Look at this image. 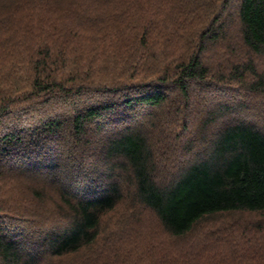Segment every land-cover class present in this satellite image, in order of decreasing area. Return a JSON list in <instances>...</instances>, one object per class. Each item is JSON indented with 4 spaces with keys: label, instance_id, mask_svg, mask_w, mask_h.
I'll return each instance as SVG.
<instances>
[{
    "label": "trees",
    "instance_id": "obj_1",
    "mask_svg": "<svg viewBox=\"0 0 264 264\" xmlns=\"http://www.w3.org/2000/svg\"><path fill=\"white\" fill-rule=\"evenodd\" d=\"M256 58L264 0H0V264H264Z\"/></svg>",
    "mask_w": 264,
    "mask_h": 264
},
{
    "label": "rangeland",
    "instance_id": "obj_2",
    "mask_svg": "<svg viewBox=\"0 0 264 264\" xmlns=\"http://www.w3.org/2000/svg\"><path fill=\"white\" fill-rule=\"evenodd\" d=\"M198 1H201V0H198ZM169 3H170V5H172L171 1H169ZM204 10H206L205 7H203L201 9V11H204ZM56 11H59V9H57ZM96 34L97 33H95V32H90L89 33V36H88L89 38L86 41L87 44H86V47H85V52H87L89 54H88V57L85 56V59L86 60H90L89 62L96 61L99 64V61H97L96 56L98 57L99 60H100V57L98 56V54L92 53L93 48H96V47L98 48L99 47L98 44H97ZM208 56H210V54H208ZM233 58L235 60L237 57L233 56ZM233 58H232V60H230V63L231 62H233V63L237 62L236 60H235L236 62H234ZM106 59L107 58H104L103 60L105 62H107ZM256 59H257V62L259 63L260 68L264 70V59H262V58H256ZM111 73H112V70H108L107 72L102 73V74H104L102 76H107L108 77V76H110ZM254 99H255V97L251 98L250 100H254ZM262 99L264 101V95L262 96ZM18 180H19V178H16L13 181H18ZM19 190L20 189H18L17 185H16L12 191H13L14 194H17L19 192ZM3 191L4 190L1 189L0 202H2V201L3 202H7V201L11 200V197L9 196V194L7 192L4 193ZM123 205L124 206L121 207L120 213L118 215H116L115 217H113V219L111 220V222L113 223V226H115V225L117 227L123 226V227L119 228L120 231L118 230V235H117L118 238H119V236H121L122 238L123 237H129V235L124 231V228H128V229L135 228V229H133L131 231L130 236H133L134 234H136L141 228L145 229L147 227H148V229H146V231L149 233V228H151L153 226V224H154L153 223L154 216L153 215L149 216L150 214L148 212H144L143 211L142 212L143 216H141V217H145V220L143 218H141L142 219L141 220L135 213L131 212V211L135 210L134 208H130V207H134L133 205H130L129 202H126ZM124 216H129V217H133L134 218V220L132 221L130 227H128L129 226V222L126 223V224H128L127 227H125V224L122 223V222L120 224L118 223L120 219L124 218ZM236 216H240V215H236ZM124 239L125 238H123V240Z\"/></svg>",
    "mask_w": 264,
    "mask_h": 264
}]
</instances>
